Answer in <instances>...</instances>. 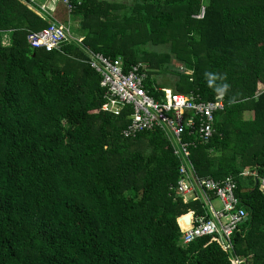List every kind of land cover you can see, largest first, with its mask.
I'll return each instance as SVG.
<instances>
[{
	"label": "trees",
	"instance_id": "16d2710c",
	"mask_svg": "<svg viewBox=\"0 0 264 264\" xmlns=\"http://www.w3.org/2000/svg\"><path fill=\"white\" fill-rule=\"evenodd\" d=\"M28 2L0 0V264H231L210 236L183 243L189 211L212 216L174 197L181 162L164 133L124 136L131 109L101 110L100 77L77 43L30 47L50 23L124 70L144 64L153 96L170 87L224 103L190 159L199 177L233 178L246 213L234 253L264 264V194L241 176L264 175V0H71L65 24ZM172 60L181 71L160 83Z\"/></svg>",
	"mask_w": 264,
	"mask_h": 264
},
{
	"label": "built area",
	"instance_id": "2783aa9c",
	"mask_svg": "<svg viewBox=\"0 0 264 264\" xmlns=\"http://www.w3.org/2000/svg\"><path fill=\"white\" fill-rule=\"evenodd\" d=\"M48 1L54 6L60 3L68 14L74 7L71 0ZM27 6L39 16L50 13L46 2L29 0ZM82 40L68 26L59 23H50L47 28L30 32L27 36V43L35 49L61 51L62 46L69 43H77L84 49L89 57L85 63L99 75V85L104 90L105 103L101 110L117 115L122 108L131 109L130 122L123 131L126 137H134L154 128L160 129L171 144L173 155L181 162L179 179L171 187L174 197L180 198L185 204L200 201L201 208L210 212L212 218L208 219L207 215L198 216L195 210L189 211L192 215L190 228L183 230L179 226L183 243L210 236L231 256V264H245L246 259L234 253L232 240L236 228L246 218L245 211L237 209L239 199L236 197L235 181L232 177L223 180L199 177L190 159L192 149L207 144L213 138L214 115L223 110L224 103L219 99L201 100L198 94L192 92L181 94L159 87L155 88L156 96H153L147 90L148 69L144 64H133L124 70L120 58L112 59L94 52L85 47ZM242 175H252L264 194V175L249 170H245ZM216 199L220 208L213 204Z\"/></svg>",
	"mask_w": 264,
	"mask_h": 264
},
{
	"label": "rangeland",
	"instance_id": "374dc122",
	"mask_svg": "<svg viewBox=\"0 0 264 264\" xmlns=\"http://www.w3.org/2000/svg\"><path fill=\"white\" fill-rule=\"evenodd\" d=\"M119 1H122L125 4L126 3L129 4V3H131L132 0H119ZM115 2H117V1H115ZM67 18H68V15L66 14V17L64 18V20H66ZM72 28H75V27L72 25ZM168 49H169V46H167V45H164V46L160 45L158 47H150L151 51L160 52V53L161 52L164 53ZM176 71L180 72L181 67H178V63L176 61L172 60V64H171V66L168 67V70L166 72H164L161 76H158L157 79L160 83L170 85L171 80L174 79V77L176 76L175 75ZM213 204L215 207L220 208V203L217 199L213 200Z\"/></svg>",
	"mask_w": 264,
	"mask_h": 264
},
{
	"label": "crops",
	"instance_id": "0c3cea01",
	"mask_svg": "<svg viewBox=\"0 0 264 264\" xmlns=\"http://www.w3.org/2000/svg\"><path fill=\"white\" fill-rule=\"evenodd\" d=\"M40 2H46L47 3V6H48V8H49V12L51 13V14H53V20H55V21H58V22H64V24H65V22H69V21H71V19H70V16H68V18L66 19V20H64V18L66 17V11H65V8L60 4V3H56V1H55V3H56V5L54 6L53 4H51V2L50 1H48V0H39ZM109 1H117V2H119V3H122V4H125V3H123L122 1H119V0H109ZM126 2V1H125ZM54 6V7H53ZM78 35V34H77ZM190 216V215H189ZM188 216V217H189ZM182 217V216H181ZM187 221H188V218H187Z\"/></svg>",
	"mask_w": 264,
	"mask_h": 264
},
{
	"label": "bare ground",
	"instance_id": "6f19581e",
	"mask_svg": "<svg viewBox=\"0 0 264 264\" xmlns=\"http://www.w3.org/2000/svg\"><path fill=\"white\" fill-rule=\"evenodd\" d=\"M159 88H166V89H170V90H172L173 91V89H171L170 87H159ZM173 92H175V91H173ZM177 93V92H176ZM181 94H183V93H181ZM224 109V108H223ZM222 111V110H221ZM218 112H220V111H218ZM218 112H216V113H218ZM215 113V114H216ZM215 116V115H214ZM148 131H150V130H148ZM140 134V133H139ZM138 135V134H137ZM165 135V134H164ZM166 137V136H165ZM203 145H205V144H203ZM191 218H192V215H190L189 217H188V223H189V226H188V228H190V226H191Z\"/></svg>",
	"mask_w": 264,
	"mask_h": 264
}]
</instances>
